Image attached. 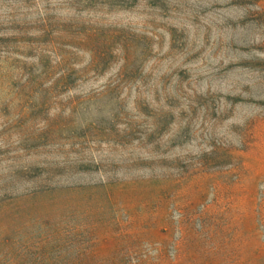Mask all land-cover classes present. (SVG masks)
Wrapping results in <instances>:
<instances>
[{"label":"rangeland","instance_id":"obj_1","mask_svg":"<svg viewBox=\"0 0 264 264\" xmlns=\"http://www.w3.org/2000/svg\"><path fill=\"white\" fill-rule=\"evenodd\" d=\"M0 264H264V0H0Z\"/></svg>","mask_w":264,"mask_h":264}]
</instances>
